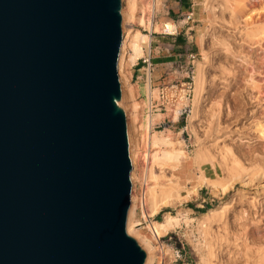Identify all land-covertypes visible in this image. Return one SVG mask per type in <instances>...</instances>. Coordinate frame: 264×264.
<instances>
[{"label": "water", "instance_id": "1", "mask_svg": "<svg viewBox=\"0 0 264 264\" xmlns=\"http://www.w3.org/2000/svg\"><path fill=\"white\" fill-rule=\"evenodd\" d=\"M122 0H0V264H144L126 232Z\"/></svg>", "mask_w": 264, "mask_h": 264}, {"label": "rangeland", "instance_id": "2", "mask_svg": "<svg viewBox=\"0 0 264 264\" xmlns=\"http://www.w3.org/2000/svg\"><path fill=\"white\" fill-rule=\"evenodd\" d=\"M145 3L137 12L145 25L123 13V29L152 33V50L167 44L163 23H174L178 35L189 30L196 72L188 116L173 122L170 113L152 114L150 132L143 129L146 46L117 72L135 154L130 234L148 243L150 264H264V0H196L189 19L174 0ZM137 66L142 85L130 81ZM163 66L153 75H163ZM176 150L183 152L178 159L152 158Z\"/></svg>", "mask_w": 264, "mask_h": 264}, {"label": "bare ground", "instance_id": "3", "mask_svg": "<svg viewBox=\"0 0 264 264\" xmlns=\"http://www.w3.org/2000/svg\"><path fill=\"white\" fill-rule=\"evenodd\" d=\"M123 1V0H122ZM125 1V0H124ZM146 0H126L125 2V6H124V10L123 7L121 8V15L127 16L129 19L134 20L138 23V26H144L145 25V17L143 16H139L137 14L138 10L144 12L145 11V7H146ZM122 21H123V16H122ZM163 27L168 30L169 32L167 33H172L174 34L176 32V25L174 23L171 22H165L162 24ZM121 28H122V33H123V37H122V41H121V46H120V51H119V56H118V61H117V72L119 70V73L121 71V67L123 65V61L125 60V62H127V64H131L133 63L137 58L141 57L144 55V47L146 46V49L148 51L149 49V38L147 35L141 33L138 29H133L130 31H127L126 29H123V24H121ZM124 62V63H125ZM148 71V70H147ZM149 72V71H148ZM120 75H118L119 78ZM121 78V77H120ZM120 82V86H121V98L123 95V80L121 78V80L119 79ZM145 91L149 92V73H147L146 75V84H145ZM121 100V99H120ZM119 105H121V101L118 103ZM147 104V103H146ZM125 112V110H124ZM126 114V113H125ZM157 113L155 114V116H158ZM177 114L176 112L171 113V118H173V116ZM127 119V118H126ZM153 120V116L152 114H148L146 116L145 119V128L143 129H148L147 132H150L151 130V121ZM172 121H176L173 120ZM127 138H128V147H129V158H130V162L132 165V169L130 172V181H131V204H130V208L128 211V215H127V222H126V232L128 235L132 236L131 234L135 235L134 233H132L131 231V226H130V219L135 211V201L134 200V196L132 193V182L134 180V170L135 169V154L133 152L132 146V140H131V133L129 132V130L127 131ZM160 138L158 137V135H156L155 133H153L152 135V144L153 145H157L159 142ZM167 144V143H166ZM183 154V152L181 150H176L175 153H171V151H156L153 153L152 158L154 159H160V158H167V159H171V158H175L178 159L181 155ZM132 179V180H131ZM151 196V195H150ZM153 201L152 196H151V202ZM150 202V203H151ZM154 210L156 211L155 207H153ZM167 218H171V215L169 213L165 214L164 219ZM153 227V225H152ZM154 230L155 232L157 231L158 233L163 232L162 229V224L161 223H154ZM131 233V234H130ZM138 235V233H137ZM157 235V234H156ZM137 242L138 244L142 247V245L148 250L146 253V259H145V263L144 264H150L151 263V252L149 253V245L148 243L144 242V240L139 239V241L132 236ZM143 248V247H142Z\"/></svg>", "mask_w": 264, "mask_h": 264}, {"label": "built area", "instance_id": "4", "mask_svg": "<svg viewBox=\"0 0 264 264\" xmlns=\"http://www.w3.org/2000/svg\"><path fill=\"white\" fill-rule=\"evenodd\" d=\"M186 16L188 19L191 18L192 12H187ZM161 35L174 36L176 33L164 32ZM149 36H152V33ZM189 51L188 47L185 48L182 52L183 54L180 53L176 60L170 61L163 66V75L161 74L155 78L153 75L155 66L152 65L149 57L152 52L150 41L147 57L142 58V63L145 64L144 67L149 71V92L148 94L147 92L145 93L147 113L156 114L163 112L171 114L176 112V121H178L180 118L181 120L186 118L191 112L196 54ZM169 72L174 76L172 79L166 80L165 75H168Z\"/></svg>", "mask_w": 264, "mask_h": 264}, {"label": "crops", "instance_id": "5", "mask_svg": "<svg viewBox=\"0 0 264 264\" xmlns=\"http://www.w3.org/2000/svg\"><path fill=\"white\" fill-rule=\"evenodd\" d=\"M195 1L196 0H174V5L175 6L180 5L181 6L179 10L180 14H184L185 11L189 12L191 9L194 8ZM188 31L183 32L181 35L176 34V36H162V38H166L167 44H164L162 42L161 44L159 43L158 45L154 46V49L149 55V57L151 58L152 65H154L155 67L167 65L168 62L176 60L178 55L181 52H183L185 48L187 47L189 48L188 41L192 39V36L188 35ZM175 33H177V29ZM149 41H150V37H149ZM160 52H162L163 54L166 53L165 55L167 56H163V54L160 55ZM143 67L141 68L139 66L133 67L130 81L136 80L135 82L140 84L142 83L141 81L142 75H139V71H142ZM147 73L149 72L146 71V75ZM154 77L157 78L158 76L154 75ZM140 84H138L139 88H140ZM142 86L145 87L144 84Z\"/></svg>", "mask_w": 264, "mask_h": 264}]
</instances>
